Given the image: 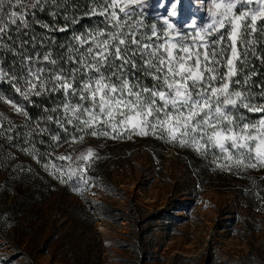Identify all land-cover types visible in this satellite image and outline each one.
Segmentation results:
<instances>
[{"label":"rangeland","instance_id":"1","mask_svg":"<svg viewBox=\"0 0 264 264\" xmlns=\"http://www.w3.org/2000/svg\"><path fill=\"white\" fill-rule=\"evenodd\" d=\"M249 9L259 11L233 14ZM140 10L163 29L157 0ZM176 11L175 29L194 36L217 9L214 0H180ZM260 94L254 107L264 106ZM233 115L264 118L243 108ZM74 126L69 153L58 142L43 159L32 144L40 127L0 94V264H264V167L229 168L218 150L151 134L93 137Z\"/></svg>","mask_w":264,"mask_h":264},{"label":"snow or ice","instance_id":"2","mask_svg":"<svg viewBox=\"0 0 264 264\" xmlns=\"http://www.w3.org/2000/svg\"><path fill=\"white\" fill-rule=\"evenodd\" d=\"M179 2L157 0V7L164 9V27L158 31V25L145 28L143 19L136 18L143 16L140 9L145 0H101L102 10L93 9L92 14L103 17L111 30L96 32L90 41L77 38L90 44L72 60L78 66L70 72L59 66L51 72L43 65L27 68V89L16 91L25 99L32 93L62 92L68 101L64 112L70 116L56 123L64 127L75 121L81 132L93 137L151 134L202 153L218 150L217 159L223 158L229 168L233 163L237 168L264 167V118L248 124L233 115L240 108L264 115V106L254 107L250 93L230 87L237 75L236 63L242 60L237 45L253 44L244 37L255 34L257 20L264 19V0H214L217 11L212 23L194 36L177 31L170 22L178 14ZM253 4L258 12L233 14L237 7ZM19 6L22 0H0V38L9 23L27 26L25 14L7 11ZM189 27L195 31L194 24ZM43 61L57 63L48 56ZM137 70L151 79V87L129 79ZM92 155L89 149L87 157ZM76 179L88 183L82 177Z\"/></svg>","mask_w":264,"mask_h":264},{"label":"trees","instance_id":"3","mask_svg":"<svg viewBox=\"0 0 264 264\" xmlns=\"http://www.w3.org/2000/svg\"><path fill=\"white\" fill-rule=\"evenodd\" d=\"M34 4L35 8L32 7ZM93 9L97 12L102 10L101 0H22V6L7 9L25 14L27 26L9 23L8 31L0 38V73L3 74L0 75V94L18 103L40 127L42 134L36 135L32 144L43 159L53 152L54 143L58 142V145L64 144L62 153H69L71 138L78 136L77 129L74 130L75 121L64 127L56 123L70 116V113L65 114L63 108V104L68 101L62 92L51 91H43L39 96L32 93L25 99L16 89L26 91L27 68L43 65L46 72H51L59 66L70 72L78 66L72 60L79 55V50H86L90 44H82L77 38L90 41L96 32L111 30L103 17L92 14ZM142 17L138 15L136 18ZM152 22H155L152 17L143 19L145 28L153 25ZM244 39L253 41V44H238L242 60L238 62V75L234 80L240 81V87L244 88L242 91H247L258 100V96L262 95L260 93L264 92L258 88H264V19L256 23L255 34L245 35ZM44 56L56 61V65L44 62ZM130 77L132 81L136 77L146 87L152 86L151 79L140 70ZM77 102L78 98L72 100L73 105Z\"/></svg>","mask_w":264,"mask_h":264}]
</instances>
